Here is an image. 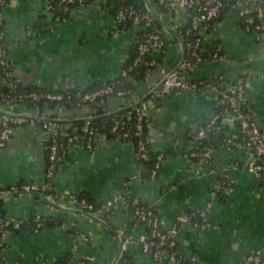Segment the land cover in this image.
<instances>
[{"label": "crops", "instance_id": "crops-1", "mask_svg": "<svg viewBox=\"0 0 264 264\" xmlns=\"http://www.w3.org/2000/svg\"><path fill=\"white\" fill-rule=\"evenodd\" d=\"M113 3L93 0L85 6L64 9L60 16L52 0H6L2 37L14 77L24 84L47 89L83 87L93 81L113 79L127 57L135 33L140 31L116 27ZM156 14L170 31L159 24L164 46L151 53L154 68L144 80L135 82L133 103L142 97L150 99L160 81L159 69L175 65L182 55V42L176 34L187 23L188 13L177 9ZM212 39L221 46L222 61L206 59L187 73V78L221 75L225 87L237 75H245L250 113L264 136V34L247 32L235 11L227 8L214 25ZM123 102L112 97L104 103L79 108L58 105L45 108V112L59 121H84L95 117L97 110H115ZM215 104L210 93L186 90L167 93L148 105V156L163 157L155 178L144 177L145 158L137 153L134 144L115 137L97 140L90 148H66L53 171L52 191L47 186L39 192L63 207L61 196L69 192L86 194L95 201L115 199L117 204L107 225L117 236L119 233L132 237L126 248L131 264L166 263H158L141 251L136 237L147 229L144 225L132 226L125 202L137 200L154 207L161 228L166 229L178 214L200 211L209 201L205 221L179 227L177 251L196 257L199 264H234L245 255L260 251V264H264V184L246 166V151L214 150L215 167L225 169L231 180L219 195L212 191L216 173L184 155V151L193 148L188 135L205 122ZM16 111L22 109L18 106ZM224 129L231 134L236 130L229 121ZM45 170L46 148L39 124L14 126L0 148V196L20 191L21 183L45 184ZM125 181L128 185L124 188ZM0 215L59 220L42 226L38 232L24 228L0 236V252L7 264H111L117 254L114 234L99 222L59 209L33 195L21 193L1 199ZM121 259L115 264H122Z\"/></svg>", "mask_w": 264, "mask_h": 264}, {"label": "built area", "instance_id": "built-area-1", "mask_svg": "<svg viewBox=\"0 0 264 264\" xmlns=\"http://www.w3.org/2000/svg\"><path fill=\"white\" fill-rule=\"evenodd\" d=\"M84 2L85 0H60V4L78 3L80 6H84ZM5 4L6 0H0V68L3 71L1 84L5 87L11 88L14 87V83L11 79H14L15 77L10 68L9 53L4 45L2 37L4 24L3 8ZM155 4L163 6L166 11H174L177 9L185 10L188 13L187 23L190 25L185 33H191L192 39L183 42L184 58L181 62L180 57L175 65L167 68L161 67L159 69L160 81L151 92L152 96L150 99H146L137 105H133L134 103L130 105L134 108L135 130L133 135L138 139L136 147L139 153L146 157L149 152V148L145 145L143 135V123L147 118L146 110L148 105L156 102L157 98H163L167 93L180 94L186 90L199 93H210L214 96L216 102L215 105H222L223 109L218 112L212 111L205 124L201 125L196 131L188 135L189 140L193 144V148L184 151V155L195 160L200 166L207 167L210 171L215 172V163L213 161L214 149L211 145L204 143V141L210 134L227 132L224 129L226 122H233L234 125L236 123L238 129L235 130V133L231 134L227 132L230 136L224 140L223 145L225 150L239 148L245 150L248 156V159L245 162L246 166L258 177L260 182L264 184V136L257 121L250 113L249 101L245 94L246 76L237 75L233 80L229 81L225 87L222 86L224 78L221 75H208L204 77L206 79L200 78L195 80L187 78V73L193 71L206 59L210 62L222 61L223 54L219 53L221 49L220 44L216 46L210 58H204L201 55V49L204 45H208L212 39V31L214 27H210L208 21L218 15L220 9L228 7L229 4L224 0H155ZM230 6L229 7L235 11L238 19L241 17L244 18L245 24L243 28L247 32L264 34V0H236V2ZM153 19L154 18L149 11L147 13H142L134 10L130 5H124V7L120 8L115 14L116 27L119 28L122 24H129L131 28H137L143 32L145 38L138 46L140 55L147 52L152 53L153 51H161L163 49L164 39L161 30L151 27ZM185 24H183L182 27ZM182 27L178 30L181 37ZM186 55L189 57L186 58ZM137 60H139V58H137ZM150 71L151 70L148 72ZM120 74L124 76L125 71L121 70ZM211 78L216 79L215 84L217 85H214L213 82H211ZM217 86L221 88L219 89ZM108 91L109 87L105 86L93 92L84 94L82 99L87 101V104H92L97 96L106 95L108 94ZM125 93H128V91H118L116 97L121 98ZM42 96L55 100H60L62 98L60 94L52 93L43 94ZM26 97L36 99L38 95L31 93ZM19 101L21 102H18L17 105H0V108L5 111L19 114V116L14 117L7 115L0 116V148H2L9 139L14 126L26 122L38 123V121H42V123L38 124L43 144L45 148L48 149V164L46 165L45 170L46 178L52 177L56 162L60 159V154H63L66 148L80 146L90 148L95 141L106 140L102 133L95 131L88 125V120L81 132L77 131L75 128L70 133L62 132L63 137L66 139V145H61L59 147L55 138V135L59 134V130L56 129L55 124L48 120L33 119L32 116H46L41 113L39 107H27L25 98H19ZM18 106L22 109V112L16 111V107ZM28 118L30 121L26 120ZM130 118L131 112H128L126 120H129ZM124 124L125 120L115 119L111 127V132L116 133L115 137L118 139H130V136L132 135L128 130H123ZM236 136L239 137L235 139L234 137ZM162 158V154L155 155L153 167L148 175L149 179L156 177ZM222 172L223 175L228 178L225 169H222ZM229 181L231 182L230 179ZM127 185V181L122 184L124 188ZM47 186H49V182H45L43 185L26 183L21 186L20 190L42 191ZM222 187H224L222 183H214L213 185V189H219ZM213 193L215 192L213 191ZM61 199L65 203L64 207L80 209L102 220L104 216H110V213H112L117 204L112 197H107L102 201H95V203H92L88 201L86 197L81 196L77 192L66 193L61 196ZM130 201L124 203L125 207L128 206ZM133 203H136V200H133ZM209 210L210 202L208 201L204 208L198 211L202 221L206 220L205 218L207 217ZM191 216H195V213L192 212L189 215L183 213L178 214L171 222L170 226L163 229L161 228L159 216L156 211L136 206L133 210L132 226L144 225L146 229H148L146 232L139 234L136 237V241L138 242L141 251L149 253L158 263L199 264L196 257H186L177 251V233L179 227L183 224L190 223ZM43 219L44 218H41L40 216L34 217V224L31 226L33 232H38L42 228ZM23 220L25 219L7 218L0 215V236L19 230ZM118 237L121 240V252L119 255L121 258L122 252L126 251L127 244L132 240V237L130 235L120 236L119 233ZM261 261L260 251H253L245 255L242 259L236 261L234 264H260ZM121 263L125 264L122 259ZM0 264H7V261L1 252Z\"/></svg>", "mask_w": 264, "mask_h": 264}, {"label": "trees", "instance_id": "trees-1", "mask_svg": "<svg viewBox=\"0 0 264 264\" xmlns=\"http://www.w3.org/2000/svg\"><path fill=\"white\" fill-rule=\"evenodd\" d=\"M92 1L93 0H85L84 6L89 4ZM149 1L151 3L152 7L153 6L155 7L154 10L157 13L166 11V9L163 6L156 5L155 0H149ZM224 1L227 4H229L228 7H223L222 9H220L218 15H216L215 17H213L211 20L208 21V24L210 27H214V25L221 19L223 12L227 8H230L231 7L230 5H232L236 2V0H224ZM52 4H53L54 9L57 11V13H59L60 16H63L64 9L80 6V5H78V3H66V4L62 3V4H60V0H52ZM124 5H126V6L130 5L134 10L142 12V13L148 12L147 8L145 6L144 0H115L113 3L114 13L116 14L120 8L124 7ZM171 12H173V11H171ZM238 20L241 23V25L244 26V24H245L244 18L241 17ZM189 26L190 25L188 23H186L181 29L183 42L192 39L191 33H188V34L185 33V31L189 28ZM151 27H153L155 29H159V30L161 29L159 23L157 21H155L154 19L152 20ZM119 28H121L123 30L132 29L129 24H125V25L122 24V25H120ZM144 38L145 37H144V34L142 31H137L135 33V37L131 41V44L129 46V51H128L127 57L124 60V62L122 63V65L119 69V73L113 79H108L106 81H93V82H91L88 85L83 86V87L82 86L81 87L80 86H69V87H65V88L47 89V88L42 87V86H35L32 84H24L20 80H18L17 78H14V79L10 78L11 81L14 83V87L9 88V87H5L1 84L3 71L0 68V105H4V104L17 105L18 102H21V101H19V98H25L27 107H39L41 110V113L44 114L46 117H50L51 122L54 123L56 129L59 130V134L55 135V138H56L58 145L60 147L61 145H66V141H65L66 139L63 137L62 132L70 133L74 128L77 129V131L81 132L83 130L84 125L86 124V121H82V120L68 121V122L59 121L53 115L46 113L45 108L53 109L54 107H56L58 105H63V106L68 107V108L69 107L70 108H79L80 106L88 103L87 101H84L82 99L84 94L93 92V91L100 89L102 87H105V86L109 87L108 94L97 96L92 102L93 105L97 104V103H104L107 100H109L110 98L116 97V93L118 91H121V90L128 91V93H125L121 97V99L124 102L122 103V105H120L119 108H117L115 110H111V111L103 110V109L97 110L95 112V117L93 119L89 120L88 125L90 127H92L95 131L102 133L106 139H111V138H115V134H116V133L111 132V127L114 123V120L115 119L125 120L123 130H128L129 132H131L132 135L130 136V139L128 138V139H122V140L131 141L134 144L137 153L141 157L145 158L146 168L144 171V177L148 178L149 172H150L151 168L153 167V164L155 161V156H153L152 158H149L148 153H147L146 157L142 156L139 153V151L136 147L138 139H137V137H135L133 135V132L135 130V127H134L135 126L134 108H132L130 106L133 103L131 101V96L133 94V88H134L135 82L144 80L147 72L154 68V64L152 62L150 52L144 53L143 55L139 54L138 46H139V43L144 40ZM218 44H219L218 41H216V40L214 41L213 39H211V41L208 45H204L202 47L201 55L204 58H210L213 51L215 50V48ZM219 53L223 54L222 49H220ZM188 57L189 56L186 55V58H188ZM137 58H139V60H137ZM121 70L125 71L124 76H122L120 74ZM204 79H206V78H204ZM211 82H213L214 85H217V84H215V82H216L215 78H211ZM218 88L220 89L221 87H218ZM31 93L37 94L38 97L36 99H32L30 97L27 98L26 96L31 94ZM47 93L60 94L62 96V98L60 100H55V99H48V98L42 96L43 94H47ZM151 96L152 95H150V97ZM159 100H160V98H157L156 102H158ZM222 109H223L222 105H217L214 107L213 111L218 112V111H221ZM128 112H131V118L129 120H126V115L128 114ZM208 117H207V119H208ZM26 120L30 121L29 118ZM206 120H205V122H206ZM148 122L149 121H148V117H147L146 121L143 123V135H144V139H145V145L147 148L150 147V145L146 139ZM205 122L203 124H205ZM38 123H42V121H38ZM234 126L237 130L238 125L235 123ZM229 136L230 135L227 132L210 134V135H208L207 139H205L204 143L211 145V147L214 150H219V149L222 150V149H225V147L223 145L224 140ZM238 137L239 136H236L234 138L237 139ZM45 144H47V143H45ZM47 156H48V149H46V165L48 164ZM61 156H62V154H60V158H61ZM57 162H56V165H57ZM214 171L217 175L215 183H218V184L222 183L224 188L228 187L231 184L229 179L223 175L222 169L214 166ZM51 178L52 177L46 178V182H49V186H48L47 190L50 192L52 191L51 190ZM21 185H22V183L20 185H18V188L21 189ZM224 188L222 187L219 189H213V187H212V191H214L215 194L219 195L222 193ZM79 194L81 196L86 197V199L88 201L95 203V200H92L86 194H82V193H79ZM136 206L143 207L144 209H152L153 211L157 212V210L150 205L143 204L142 202L137 201V200H136V203H133V201H130L127 209L129 210L131 222H132L133 210ZM192 212L195 213V216L190 217L191 223H194L196 221L201 220L198 211H185V212H183V214L189 215ZM111 215H112V213H110V216ZM110 216L109 217L104 216V218H103L104 222H106L107 224L110 223L109 222ZM58 221L59 220L56 218L43 219V226L46 224L57 223ZM33 224H34V217L29 218V219H25V220H23L19 230L24 229V228H30L31 229V226ZM19 230H16V231H19ZM16 231H14V232H16ZM122 259L124 260L125 264H131L129 262L128 257H127V251L122 252ZM60 264H66V263L62 261Z\"/></svg>", "mask_w": 264, "mask_h": 264}, {"label": "water", "instance_id": "water-1", "mask_svg": "<svg viewBox=\"0 0 264 264\" xmlns=\"http://www.w3.org/2000/svg\"><path fill=\"white\" fill-rule=\"evenodd\" d=\"M144 3H145L146 8L148 9V11L152 14V16H153V18L155 19V21H157L159 24H161L166 30L170 31V29H168L166 26H164V25L160 22V20H159V18H158V16H157L156 12L154 11V9H153V7H152L150 1H149V0H144ZM176 35L180 38V40H181V42H182V47H183V48H182V55H181V58H180V62H181V61L183 60V58H184V46H183V41H182V37H181V35H180V34H176ZM145 99H146V97H142L140 100L136 101L133 105H137V104L141 103L142 101H144ZM0 115H7V116H12V117H14V116H19V114H17V113L9 112V111H5V110H3L2 108H0ZM32 118H33V119H41V120H48V121H51L50 118H48V117H43V116H32ZM93 118H94V117L87 118V119H84V121H88V120H91V119H93ZM21 193H26V194L33 195V196H35V197H39L40 199H42V201H44V202H46V203H50L51 205H54V206H56V207L59 208V209H63V210H65V211H70V212H73V213L83 214V215H85V216H87V217H89V218H92V219L96 220L97 222H99L103 227H105L106 229H108L109 231H111V232L114 234V236H115V238H116V240H117V243H118V250H117V254H116V256H115V258L113 259V261H112L111 264H115V263L117 262V260H118V258H119V255H120V252H121V240H120L119 237L116 235V233H114V232L112 231V229L107 225V223L104 222L102 219H100V218H98V217H96V216H93V215H91V214H89V213H86V212H84V211H82V210H80V209H74V208L63 207V206L59 205L58 203H55V202L51 201L48 197H46L44 194H42V193L39 192V191H32V190H30V191H24V190H20V191H9V192H7L6 194L0 196V200H1V199H4V198H6V197H9V196H11V195H18V194H21Z\"/></svg>", "mask_w": 264, "mask_h": 264}]
</instances>
